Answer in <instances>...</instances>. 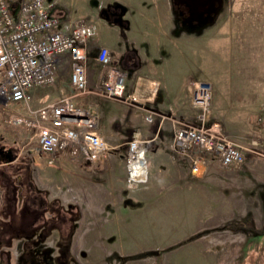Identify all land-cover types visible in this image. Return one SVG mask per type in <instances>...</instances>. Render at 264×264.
Masks as SVG:
<instances>
[{
  "label": "rangeland",
  "instance_id": "374dc122",
  "mask_svg": "<svg viewBox=\"0 0 264 264\" xmlns=\"http://www.w3.org/2000/svg\"><path fill=\"white\" fill-rule=\"evenodd\" d=\"M59 1L65 15L57 9L53 14L63 24L66 17L87 19L92 9L103 4H110L108 7L119 4L118 0ZM119 1L129 5L134 2ZM222 1L171 0V3L179 23L185 22L200 31L207 13L212 17L224 4L225 0ZM227 1L233 5L234 0ZM235 3L236 7H253L259 17V34L264 36V0H236ZM104 22L126 28L112 19ZM108 28L106 31L113 33L114 29ZM97 33L102 34L101 27ZM67 63L61 64L57 71L53 85L59 89L54 91L51 85V99H58L65 88H70L71 63ZM104 68L99 83L88 81L89 89L99 88L107 73ZM95 93L90 96L98 102L108 100ZM96 103L89 101L85 106ZM41 104L33 102L30 106L50 103ZM133 107L139 108L142 114L124 107L117 109L127 113L132 122L144 121L154 131H144L142 137L131 134L122 153L124 160H118L116 168L109 170H105V163L110 159L111 149L99 164L67 155L60 157L56 166H46L39 158L33 132L9 123V113L25 114V104L12 105L10 112L0 109V125L6 129L0 127V145H5L1 147L11 152L13 158L9 162L0 156V264H264V102L262 106H251L249 119H237L234 126L222 128L243 147L245 159L241 165L224 168L210 154L182 153L190 158L183 163L188 171L182 193L167 190L169 181L165 180L163 190L145 188L150 184L148 180L137 189L127 188L129 143L135 138L154 140L145 152L146 166L151 171L152 162L157 158L165 160L159 151L162 145L159 135L164 132L155 134L158 123L163 121L165 129L172 112L177 117L169 109L160 112L159 106ZM92 111L101 135L104 122ZM197 111L194 106H188L187 122L175 123V131L194 125ZM149 115H153L152 122L146 120ZM14 133L21 140L17 147L7 145L4 137L12 134L16 138ZM19 153L30 157L34 170L13 164ZM192 155L205 158L196 173L192 170ZM175 194L181 199L173 198Z\"/></svg>",
  "mask_w": 264,
  "mask_h": 264
},
{
  "label": "crops",
  "instance_id": "0c3cea01",
  "mask_svg": "<svg viewBox=\"0 0 264 264\" xmlns=\"http://www.w3.org/2000/svg\"><path fill=\"white\" fill-rule=\"evenodd\" d=\"M235 1L231 6V2L225 0L224 4L211 14L212 17L207 13L206 22L200 31L194 30L185 22H178L171 0H134L132 5L118 0L125 9L122 17L125 29L104 22L106 18L102 14L103 8L110 4L92 9L87 19L82 16L75 20L69 17L63 20L64 29H70L79 23L94 26L96 31L99 27L102 29V34L97 33L86 47L88 81L97 84L103 78L105 68L98 62L97 56L100 48L105 47L109 50L114 65L126 74L128 95L139 97L143 106H159V110L169 109L177 114V117H174L172 112L165 129L163 121L158 123L155 134L164 132L159 135L162 144L159 151L164 154L161 158L165 160L159 161L157 158L154 162L151 161L152 170L147 169V183L150 184L145 188L163 190L166 188L162 187L165 180L169 181L167 190L182 193L185 191L183 189H186L184 176L188 170L183 163L189 157L182 156L178 151L173 131L176 128L175 123L187 122L185 117H188V106H193L194 81L212 84L211 122L218 124L221 129L234 126L237 119H249L253 111L251 106H262L264 102V36L259 34V17L253 12V7H236ZM49 2L53 12L57 9L60 14L65 15L59 0ZM242 14L246 15L245 18ZM107 27L114 29L113 33L109 34ZM66 61L70 63L67 54L62 57L61 64ZM69 82L70 88H65L63 96L56 100L51 99V85L32 88L28 91L32 98L31 103L47 104L51 103L50 100L57 102L63 98H71L79 107L95 110L104 122L101 136L111 149L105 170L115 167L118 160H124L122 153L131 134L142 137L145 135L144 131H154L150 126L146 127L143 119L141 124L132 122L134 120L127 113H120L117 109L124 107L142 114L139 108L133 107L137 105L115 100L98 102L97 98H91L95 93L92 89L89 93L81 94L73 87L71 79ZM55 85L54 91H57L59 88ZM89 101L97 103L93 104L94 106H85ZM0 127L4 129V126ZM166 130L169 132L165 133ZM5 136L7 145L17 147L21 142L16 134V138L12 134ZM14 162L13 164L22 166V169L34 170L29 156L21 154ZM162 175H165L166 179H163ZM170 175H173V178H170ZM177 196L175 194L173 198L181 199Z\"/></svg>",
  "mask_w": 264,
  "mask_h": 264
},
{
  "label": "built area",
  "instance_id": "2783aa9c",
  "mask_svg": "<svg viewBox=\"0 0 264 264\" xmlns=\"http://www.w3.org/2000/svg\"><path fill=\"white\" fill-rule=\"evenodd\" d=\"M96 35L94 26L79 23L64 29L53 14L49 0H0V109L10 112L12 105L25 104V114L9 113V123L33 132L38 155L46 166L54 167L60 157H82L91 164L108 156L110 147L97 132V117L90 108H82L71 98H63L39 108L30 106L28 91L50 86L67 54L71 63V83L77 92L89 93L86 47ZM98 62L107 73L95 94L126 104H141L139 97L126 93V74L112 65L109 50L100 48ZM192 104L198 110L196 124L180 127L174 135L181 153H207L224 168L239 166L245 159L241 145L211 123L213 87L206 81L192 83ZM93 91V90H92ZM148 122L153 115L146 117ZM154 140L134 139L128 146V189H137L147 180V170L135 167V151L143 152ZM30 154V152H29ZM192 170L197 172L205 158L192 155ZM147 169V166H146Z\"/></svg>",
  "mask_w": 264,
  "mask_h": 264
},
{
  "label": "flooded vegetation",
  "instance_id": "af4514ba",
  "mask_svg": "<svg viewBox=\"0 0 264 264\" xmlns=\"http://www.w3.org/2000/svg\"><path fill=\"white\" fill-rule=\"evenodd\" d=\"M105 11V9H103V12ZM107 13H102L104 16L107 14L109 19L112 20H116V18L118 17V14L121 10L119 9H115V7L112 6H107L106 8ZM117 12V14H115ZM0 156H2V158H7L9 159L11 157V152L6 151L3 147L0 146ZM39 217V216H38Z\"/></svg>",
  "mask_w": 264,
  "mask_h": 264
},
{
  "label": "bare ground",
  "instance_id": "6f19581e",
  "mask_svg": "<svg viewBox=\"0 0 264 264\" xmlns=\"http://www.w3.org/2000/svg\"><path fill=\"white\" fill-rule=\"evenodd\" d=\"M135 167L137 170H142L146 172V160H145V152L141 148H138L135 151Z\"/></svg>",
  "mask_w": 264,
  "mask_h": 264
},
{
  "label": "water",
  "instance_id": "95a60500",
  "mask_svg": "<svg viewBox=\"0 0 264 264\" xmlns=\"http://www.w3.org/2000/svg\"><path fill=\"white\" fill-rule=\"evenodd\" d=\"M115 9H119V10H121L120 12H119V14H118V17L116 18V20H115V22L116 23H122V17H123V15H124V7H123V5L122 4H116L115 6ZM104 13H107V11L105 10L104 12H103V14ZM115 14H117V12L115 13ZM105 18L106 19H108V16H107V14L105 15ZM9 162H11V161H13V158L12 157H10L9 158V160H8Z\"/></svg>",
  "mask_w": 264,
  "mask_h": 264
}]
</instances>
